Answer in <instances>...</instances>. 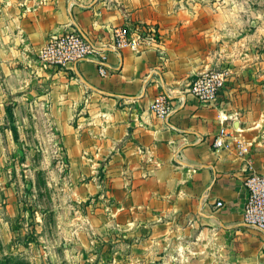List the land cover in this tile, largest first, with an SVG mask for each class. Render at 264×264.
<instances>
[{
	"label": "crops",
	"instance_id": "crops-1",
	"mask_svg": "<svg viewBox=\"0 0 264 264\" xmlns=\"http://www.w3.org/2000/svg\"><path fill=\"white\" fill-rule=\"evenodd\" d=\"M213 1L0 0V112L11 110L18 136L23 119L61 146L51 210L76 248L117 264H264V232L243 220L246 177L264 175V25L243 29ZM136 24L159 43L109 51L107 76L88 61L37 63L71 27L109 43ZM223 68L232 76L216 105L186 94L196 75ZM166 91L169 123L151 110Z\"/></svg>",
	"mask_w": 264,
	"mask_h": 264
},
{
	"label": "rangeland",
	"instance_id": "rangeland-1",
	"mask_svg": "<svg viewBox=\"0 0 264 264\" xmlns=\"http://www.w3.org/2000/svg\"><path fill=\"white\" fill-rule=\"evenodd\" d=\"M213 2L232 10L243 29L264 25V0ZM12 120L8 110L0 112V264H117L118 258L102 255V248L78 249L76 241L60 236L48 182L55 164L65 163L61 146L40 140V132L23 119L15 140ZM155 263L147 257L143 264Z\"/></svg>",
	"mask_w": 264,
	"mask_h": 264
},
{
	"label": "built area",
	"instance_id": "built-area-1",
	"mask_svg": "<svg viewBox=\"0 0 264 264\" xmlns=\"http://www.w3.org/2000/svg\"><path fill=\"white\" fill-rule=\"evenodd\" d=\"M159 40L158 30L148 25L116 27L109 43L88 39L76 28L71 27L65 33L52 35L48 39L37 55V63L48 70L68 68L73 64L88 61L97 65L100 75L107 76L111 73L107 63L109 51L121 54L127 47L139 49L144 44L159 43ZM231 76L230 68L201 72L196 75L186 94L195 97L205 105L214 106L218 103L220 94L226 88ZM187 95L180 97L182 103L185 102ZM172 100L173 97L166 91L160 93L151 104V110L166 123H169L173 113ZM226 138V129L222 128L214 139L213 146L218 150L225 148ZM245 186L248 197L244 207V224L264 232V175L248 174ZM217 206L221 207L223 203L218 202Z\"/></svg>",
	"mask_w": 264,
	"mask_h": 264
},
{
	"label": "trees",
	"instance_id": "trees-1",
	"mask_svg": "<svg viewBox=\"0 0 264 264\" xmlns=\"http://www.w3.org/2000/svg\"><path fill=\"white\" fill-rule=\"evenodd\" d=\"M8 111H9V113H10L11 118L13 119V115H12L11 110H8ZM11 130H12V132H13V134H14V139L17 140V139L19 138V136H18V132H17V128H16L15 126H12V127H11Z\"/></svg>",
	"mask_w": 264,
	"mask_h": 264
}]
</instances>
